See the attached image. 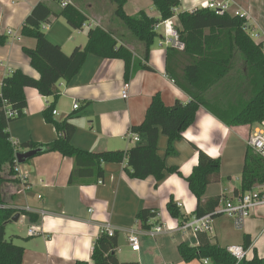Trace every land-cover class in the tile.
<instances>
[{
    "label": "crops",
    "instance_id": "crops-1",
    "mask_svg": "<svg viewBox=\"0 0 264 264\" xmlns=\"http://www.w3.org/2000/svg\"><path fill=\"white\" fill-rule=\"evenodd\" d=\"M69 1L72 7L86 17L85 25L80 30L71 28L59 16L63 9L60 4L49 0H0V36L7 37L6 44L0 46V81L15 70L34 79L39 77L23 53L24 48L35 49L36 40L21 36L20 33L26 17L39 2H45L52 13L48 22L42 25V32L64 54L70 55L75 48H83L87 43L88 31L98 27L110 32L118 45L129 49L137 61L152 71L134 69L127 81L128 96L123 99L121 91L126 83L124 63L89 54L80 72L70 83H57L56 100L39 95L33 88L24 89L26 108L21 118L8 124L10 141L17 146L25 143L47 145L57 140L58 133L54 125L46 122L43 116L44 111L52 105V111H55L52 118L55 122L67 121L75 127L70 141L74 148L87 153L126 152L138 144L128 138V133L131 132V127L143 122L156 93L161 95L163 103L168 107L173 106L176 101L181 104L190 101L166 73L167 50L172 47L181 52L182 48L175 44L166 46L163 42V27L159 26L148 60L145 61L142 44L116 21L114 6L108 5V0ZM124 1L123 10L127 16L143 11L149 17L159 18V13L150 0ZM179 1L180 6L174 17L176 28L179 27L178 13L193 12L207 0ZM213 1H228L230 15L236 9L247 13V31L251 35H259L258 39H254L256 43L264 40V0ZM91 21L94 24L88 27ZM205 97L210 102H218L220 108L225 110L237 108L238 103L247 101L250 89L242 62L237 60L234 69L221 85L212 89ZM75 103L78 105L77 109L73 108ZM255 131L264 132V123L260 126L227 127L201 107L194 124L186 130L181 140L174 143L176 154L164 156L167 139L160 135L158 155L164 157L166 167L178 168L184 178L189 177L193 168L198 165V149L209 157L218 159L219 175L206 187L205 198L220 197L221 203L222 200H232L240 195L244 157L249 148L247 140ZM27 151L29 149L21 152ZM18 165L19 175L25 178V182L11 176L0 187L4 200L0 206L16 210L19 214L16 222L11 220L9 223H21L22 226L27 224V230L29 226L35 225L42 230V236L35 238L27 233L26 239H31L22 243V264H74L77 261L93 264L92 248L101 235V225L105 223L115 229L117 247L114 251L120 263L199 264L198 261H182L177 246L185 244L198 247L202 241L208 240L225 249L234 245L243 247L244 236L250 239L246 260H251L254 256L264 258V208L252 212L243 227L237 231L238 236L223 227L222 216L214 218L210 229L205 232L180 229L183 223L193 219L196 198L184 179L176 174H166L155 185L152 178L131 179L124 161L102 164L104 177L97 183L73 181L70 184L69 178L75 169L74 160L59 153L37 155ZM170 199L179 205L184 216L183 222L168 215L166 206ZM26 207L33 211L29 213L21 210ZM146 209L156 211L157 214L148 221V227L144 228L137 215ZM42 210L48 212L43 218L37 214ZM27 214L36 216L37 222L31 223ZM167 224L178 228L172 232L164 231L155 238L145 234L157 225ZM131 229L139 233V252L132 251L127 242ZM229 234L235 237L231 241L227 240ZM10 241L15 243L11 238Z\"/></svg>",
    "mask_w": 264,
    "mask_h": 264
},
{
    "label": "trees",
    "instance_id": "trees-1",
    "mask_svg": "<svg viewBox=\"0 0 264 264\" xmlns=\"http://www.w3.org/2000/svg\"><path fill=\"white\" fill-rule=\"evenodd\" d=\"M60 4V0H49ZM114 6V16L123 28L143 46V58L148 60L150 48L157 37L156 26L174 16V10L180 6L179 0H150L159 13V18H152L140 11L134 16L124 13V0H108ZM51 11L45 2H39L26 17L21 36L36 40L33 50L23 49L29 59L30 66L38 74L34 79L20 70L13 71L5 77L0 88V187L15 177L16 155L25 149H40L35 156L56 152L63 157L74 160L75 169L70 175L69 183H97L104 177L102 164L123 163L126 161V172L131 179L146 180L152 178L155 185L161 182L166 174H176L187 183L191 194L196 198L194 217L213 214L219 207L220 197L205 198L206 187L219 175L220 161L213 159L198 149V165L193 168L189 177L184 178L176 167H166L164 157L158 155V138L163 135L167 139L165 157L176 154L174 143L183 138L186 130L192 126L198 110L202 107L227 127L254 126L264 123V46L256 43L245 29L246 21L228 13L217 15L214 11L199 8L193 12L177 14L179 27L178 42L181 52L169 47L166 57V73L168 77L190 98L186 104L176 101L173 106H166L159 93H156L146 110L143 122L131 127L132 133L138 134L142 141L126 152L109 151L87 153L74 148L71 138L75 133L72 123H57L52 118L51 105L43 116L46 122L52 123L58 133V139L47 145L25 143L14 146L7 132L8 124L21 118L26 108L25 88L35 89L39 95L57 99L56 85L60 81L66 84L80 72L87 56L94 55L102 59L121 60L124 63V78L127 81L134 69L152 71L148 66L135 59L133 53L125 46L117 44L113 35L101 28H94L87 33V43L83 48H75L70 55L46 39L42 25L48 22ZM67 24L80 30L86 17L72 6L60 10ZM7 37L0 36V46H4ZM243 64L250 89L247 101L237 104V108L221 109L218 102H210L205 96L212 89L221 85L234 69L238 56ZM17 115L7 118L5 108ZM27 162V161H26ZM16 180V178H14ZM264 183V160L255 155L249 148L244 157L241 174L240 192L242 195L254 185ZM4 202L0 192V205ZM168 215L179 221L184 216L172 199L166 206ZM17 214L16 210L0 208V264H22L24 249L6 240L5 226ZM24 214V213H22ZM156 211L142 210L137 219L144 228ZM31 223L37 217L27 214ZM219 215L213 216V219ZM199 233V232H197ZM243 249L250 247L248 236L243 237ZM117 241L115 236L101 234L94 242L91 261L93 264H134L120 263L115 256ZM182 261L190 263L208 260L209 264H236L227 249L208 240L202 241L198 247L185 244L177 246ZM74 264H87L75 262ZM238 264H264V258L254 256L251 260H243Z\"/></svg>",
    "mask_w": 264,
    "mask_h": 264
},
{
    "label": "built area",
    "instance_id": "built-area-1",
    "mask_svg": "<svg viewBox=\"0 0 264 264\" xmlns=\"http://www.w3.org/2000/svg\"><path fill=\"white\" fill-rule=\"evenodd\" d=\"M60 6L62 8H65L67 6H72L71 2L69 0H60ZM201 8L209 9L215 12L217 15H223L225 13L230 14L229 8L230 3L228 1L225 2H217L213 0H207L201 3ZM176 15V10H174V16L171 18L163 21L162 23L158 24L156 26V29L159 26L163 27V42L166 46H171L172 44H175L179 48H182V45L178 42V32L176 30V27L174 26V17ZM232 16H236L240 19H243L246 21L247 13L242 12L240 9H236L234 12L231 13ZM94 23L91 21L88 27H91ZM85 24H83L84 26ZM247 29V26L245 27ZM248 30V29H247ZM9 34L10 31H9ZM253 39H258L259 35L252 34L251 35ZM264 46V40L262 41ZM2 86V83L0 81V88ZM128 90H129V83H125L122 87L121 91V97L123 99H126L128 96ZM74 109L78 108V105L75 103L73 105ZM52 114H55V111H52ZM5 115L7 118H14L16 117V113L10 110V107L7 106L5 108ZM128 138L132 140L135 143L140 142V136L135 133H128ZM247 144L249 149L257 155L259 158L264 160V132L263 131H255L252 135L248 137ZM17 163V161H16ZM15 178L19 180L20 182L24 183L25 178L20 174L19 172V166H16L14 168ZM41 198L40 196L38 197ZM179 206V205H177ZM1 207V206H0ZM3 208V207H1ZM264 208V183L263 184H257L253 188H251L246 193L239 195L237 198L232 200H224L223 203H220V206L213 214H207L202 217H193V219L190 222H185L181 225L180 229H192L195 233L196 232H205L210 229L211 222L213 220V216L219 215V216H227L232 222L233 225L241 229L246 222V220L251 216L252 212L256 209ZM25 212L31 213L33 210L26 207L25 209H21ZM47 211H39L37 214L40 217H44L47 215ZM178 226L176 225H157L152 230L146 231L145 234L148 235L151 238H155L157 235L161 234L164 231L172 232L177 230ZM101 234L106 235L107 237H113L115 235V229L109 224L105 223L101 225L100 228ZM27 233L29 236H42V230L35 226L31 225L29 226ZM139 233L134 230H129L127 235V242L134 252H139L140 250V243H139ZM227 252L233 257L236 264L240 263L243 260H246L247 252L243 247L241 246H229L227 247ZM203 264H209L208 260H203Z\"/></svg>",
    "mask_w": 264,
    "mask_h": 264
},
{
    "label": "rangeland",
    "instance_id": "rangeland-1",
    "mask_svg": "<svg viewBox=\"0 0 264 264\" xmlns=\"http://www.w3.org/2000/svg\"><path fill=\"white\" fill-rule=\"evenodd\" d=\"M106 2L108 3V5H110V6L112 5L108 1H106ZM114 18H115V16H114ZM116 21L119 22V20H117V19H116ZM237 56H238L237 60L239 62H241L239 55H237ZM222 203H223V200H222ZM221 218L220 219L223 221V227L226 228L229 231H232L231 234H235L236 236H238V232L237 231L240 230V229L236 228L233 225V222L227 216L223 215ZM26 225L27 224H25V226H22L21 223H17V224L9 223V224H7L5 226V237H6V240L10 241V238H11L15 242L14 245L23 248L22 243L23 242H27V241H29L31 239V238L26 239V237H27V227H26ZM231 234H229V236ZM35 237H37V236H34L32 238H35ZM234 238H235L234 236H230L227 240L231 241Z\"/></svg>",
    "mask_w": 264,
    "mask_h": 264
},
{
    "label": "water",
    "instance_id": "water-1",
    "mask_svg": "<svg viewBox=\"0 0 264 264\" xmlns=\"http://www.w3.org/2000/svg\"><path fill=\"white\" fill-rule=\"evenodd\" d=\"M38 152H40V149H34V150H29V151L23 152V153H18L16 155L17 163L18 164H24L27 160H29L32 157H34ZM18 218H19V214H16L12 218V221L16 222L18 220Z\"/></svg>",
    "mask_w": 264,
    "mask_h": 264
}]
</instances>
